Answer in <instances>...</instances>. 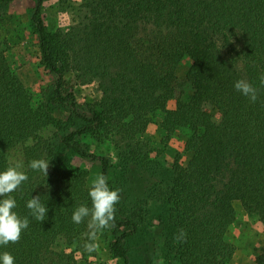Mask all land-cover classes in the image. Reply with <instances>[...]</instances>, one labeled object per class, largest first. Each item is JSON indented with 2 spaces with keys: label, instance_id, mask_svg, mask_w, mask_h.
Listing matches in <instances>:
<instances>
[{
  "label": "trees",
  "instance_id": "1",
  "mask_svg": "<svg viewBox=\"0 0 264 264\" xmlns=\"http://www.w3.org/2000/svg\"><path fill=\"white\" fill-rule=\"evenodd\" d=\"M12 1L0 0V171L24 165L29 179L11 195L29 227L0 254L10 252L15 264H79L74 247L91 241L87 219L76 224L73 212L91 207L89 189L104 175L121 189L105 229L118 264H131L133 244L158 243L166 264H230L234 202L264 229V0H72L87 10L86 22L55 32L43 14L50 0H36L40 62L55 79L37 106L3 50L1 23ZM185 58L190 65L180 79ZM239 79L258 90L255 102L235 89ZM94 82L102 97L85 115L74 88ZM62 109L65 120L56 117ZM159 115L158 123L152 117ZM152 126L170 165L150 158ZM182 132V148H174ZM110 134L126 143L123 183L109 179L111 160L82 139ZM34 159L50 161L47 176L28 168ZM36 195L48 207L42 222L26 207ZM151 201L165 210L156 227ZM181 230L186 240L177 241ZM254 261L264 264V247Z\"/></svg>",
  "mask_w": 264,
  "mask_h": 264
},
{
  "label": "rangeland",
  "instance_id": "2",
  "mask_svg": "<svg viewBox=\"0 0 264 264\" xmlns=\"http://www.w3.org/2000/svg\"><path fill=\"white\" fill-rule=\"evenodd\" d=\"M36 6V0H13L8 6L7 15L3 17L2 41L3 50L12 70L20 78L32 97V103L37 106L41 102L42 92L52 87L54 77L46 68L41 65L40 52L37 44V36L32 25V14ZM87 10L84 6L75 4L72 0H50L45 3L44 20L51 31H67L71 26L86 22ZM190 61L183 59L176 69L180 79H184ZM79 101L82 104L81 112L88 114L89 109L95 102L100 101L102 94L99 91L98 83L94 82L85 86L74 88ZM62 109L56 112V117L65 120L69 112ZM156 122L161 121V116L152 117ZM186 132L178 133L171 141L174 148H182ZM83 142L90 151L100 156L108 157L111 160L114 173L110 175L115 183H123L122 167L125 164V141L117 135L108 136H86ZM160 137L155 127H150L149 133L145 136L148 144L150 158L166 162L170 165L172 160L167 153L159 154L162 149L157 145ZM77 165L89 172L96 170L95 163L75 159ZM152 226H158L159 218L164 213V207L156 201H151ZM238 213V219L231 226L228 233L229 240L235 246V254L230 264H255L257 252L264 247V229L256 216L248 214L239 202H234ZM111 240L110 233L103 230L93 242H85L79 247H74L79 264H118L117 260L109 255L106 244ZM160 242V241H159ZM95 243L94 251H89L85 245ZM159 244V243H158ZM154 245L146 249L143 245L133 244L130 248L131 264H166L162 245ZM60 251V247L55 246Z\"/></svg>",
  "mask_w": 264,
  "mask_h": 264
},
{
  "label": "clouds",
  "instance_id": "3",
  "mask_svg": "<svg viewBox=\"0 0 264 264\" xmlns=\"http://www.w3.org/2000/svg\"><path fill=\"white\" fill-rule=\"evenodd\" d=\"M260 79L261 84H264V76ZM234 87L252 102L257 100L258 90L246 79L237 80ZM49 166L50 161L46 159H34L28 164V168L41 171L46 176L48 175ZM28 179L29 177L22 163H16L6 170L0 171V246L18 243L22 232L29 227L28 217L22 218L14 211L17 207V201L11 195ZM120 193L121 189L110 188L108 178L104 175H98L93 180L88 193L91 207L87 204H81L74 210L72 216V220L76 224L83 223L87 219L89 241L94 242L98 233L112 226L116 211L115 206L121 199ZM26 207L30 210L33 218L41 222L45 220L48 207L42 203L40 195L32 196L27 201ZM176 239L177 241L186 240V233L181 230ZM85 247L89 251H94L96 245L95 243H88ZM0 262L2 264H15V258L10 252L5 251L0 254Z\"/></svg>",
  "mask_w": 264,
  "mask_h": 264
}]
</instances>
